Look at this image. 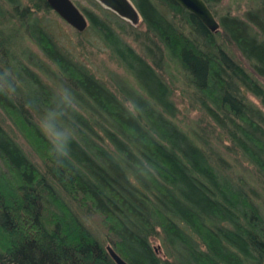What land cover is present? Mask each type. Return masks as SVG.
I'll return each mask as SVG.
<instances>
[{
	"label": "trees",
	"instance_id": "obj_1",
	"mask_svg": "<svg viewBox=\"0 0 264 264\" xmlns=\"http://www.w3.org/2000/svg\"><path fill=\"white\" fill-rule=\"evenodd\" d=\"M27 1L0 0V108L38 159L0 118V264H116L108 243L129 264H264V208L247 191L264 199V0L243 16L219 15L216 31L174 0H131L141 19L120 17L130 31L84 10L130 77L110 85L55 43L37 16L53 10L47 1ZM219 1L205 0L214 15ZM174 71L251 167L248 180L233 177L205 133L176 121ZM64 88L71 107L60 102ZM50 108L72 132L67 157L38 132Z\"/></svg>",
	"mask_w": 264,
	"mask_h": 264
},
{
	"label": "rangeland",
	"instance_id": "obj_2",
	"mask_svg": "<svg viewBox=\"0 0 264 264\" xmlns=\"http://www.w3.org/2000/svg\"><path fill=\"white\" fill-rule=\"evenodd\" d=\"M72 1L83 13H85L84 10L90 11L95 15L104 18L115 28L121 27L122 29L125 28L128 31L131 30L130 27L125 24L124 20H122L116 13L104 7L96 0ZM21 2L25 4L28 1L21 0ZM261 6L262 5L258 0H220L216 4H213V10L216 12V18L226 12L243 16V13L247 9H256ZM37 16H39V18L47 25L53 36V40L60 48L68 51L80 62L86 64L93 73L107 81L109 85L113 84V77H116V75L120 76L122 81L125 77L126 79L129 77L123 67L118 64L115 57L112 55L110 48L105 44L102 37L95 33L92 28L86 27L83 31L78 32L66 23L54 10L39 11L37 12ZM137 29L141 31L143 29V24L138 25ZM123 36L128 43L139 51V46L137 42L132 39V36ZM24 45H26L38 59H41L49 65V61L44 57V55H42L40 50L31 40L25 38ZM225 46L228 53L238 63H241L245 68L250 70L244 57L233 44L225 43ZM51 67L53 68L54 66L51 65ZM175 72L176 71H174V73ZM177 77L178 78H176V82L174 83L173 93V100L178 110L176 121H178L181 127L188 131L191 130V127H195L202 133H205L208 137L207 140L209 144L218 148L219 153H221L227 160L225 165L229 166L230 164L229 168L230 172L233 173V177H235V179L246 178V180H248V177H250L249 173L251 167L248 166L246 162H237L232 152L225 148L224 145L229 143V139L223 133V130L216 126L212 120L204 114L199 102L195 99V94L192 93L191 88L186 84L184 77L181 76V74H177ZM165 78L169 79L170 76L167 74L165 75ZM257 78L264 85V79L258 76ZM246 97L261 106L258 98L252 94L246 93ZM0 118L3 121L5 128L16 139V141H18L25 152L29 154L32 159L37 160L38 158L34 153V150L28 144L23 135H21V133L16 129L14 124L3 113L1 108ZM257 188L260 189L259 187ZM247 191L253 199L257 200V202L262 205L261 207L264 208V199L256 196L255 194L252 195L249 188H247ZM78 214L98 240L102 244H105V237L100 228L90 219V217L82 214L81 212ZM152 244L157 248L158 254L165 257V250L161 247L160 239H153Z\"/></svg>",
	"mask_w": 264,
	"mask_h": 264
},
{
	"label": "water",
	"instance_id": "obj_3",
	"mask_svg": "<svg viewBox=\"0 0 264 264\" xmlns=\"http://www.w3.org/2000/svg\"><path fill=\"white\" fill-rule=\"evenodd\" d=\"M49 6L76 31H83L88 24L85 14L72 0H46ZM132 25L140 21V13L131 0H96ZM194 14L209 30L216 31L219 22L205 0H174ZM105 249L116 264H129L108 243Z\"/></svg>",
	"mask_w": 264,
	"mask_h": 264
},
{
	"label": "clouds",
	"instance_id": "obj_4",
	"mask_svg": "<svg viewBox=\"0 0 264 264\" xmlns=\"http://www.w3.org/2000/svg\"><path fill=\"white\" fill-rule=\"evenodd\" d=\"M58 95L61 103L71 107L74 97L68 89H62ZM60 116V112L55 108H50L41 116L38 132L50 143L52 150L57 156L67 157L69 155L72 132L70 129L61 126L59 122Z\"/></svg>",
	"mask_w": 264,
	"mask_h": 264
},
{
	"label": "flooded vegetation",
	"instance_id": "obj_5",
	"mask_svg": "<svg viewBox=\"0 0 264 264\" xmlns=\"http://www.w3.org/2000/svg\"><path fill=\"white\" fill-rule=\"evenodd\" d=\"M86 16V15H85Z\"/></svg>",
	"mask_w": 264,
	"mask_h": 264
}]
</instances>
